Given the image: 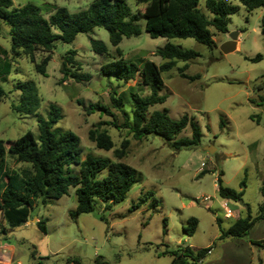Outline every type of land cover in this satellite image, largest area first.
<instances>
[{"label":"rangeland","instance_id":"rangeland-1","mask_svg":"<svg viewBox=\"0 0 264 264\" xmlns=\"http://www.w3.org/2000/svg\"><path fill=\"white\" fill-rule=\"evenodd\" d=\"M91 1L11 0L13 7L25 3L39 6L45 17L53 7L75 12ZM126 2L136 15L140 33L122 37L116 46L119 52L110 45L107 32L95 27L91 32L76 34L69 43L55 40L48 53L45 76L34 70L28 58L13 59L9 74L0 80L5 91L0 101V140L15 139L25 131L37 135L36 117L46 119L48 105L53 103L60 108L61 118L51 129L75 133L81 159L89 155L117 161L112 150L126 139L125 155L119 161L135 170L136 182L125 198L109 209L104 208L106 203L95 201L91 212L72 215L76 199L69 188L59 198L42 201L37 197L28 210L27 221L19 226L9 228L0 211V231L6 229L0 232V264H169L173 255L186 247L208 248L199 260L201 264H264V250L251 243L264 242L263 219L256 218L241 237L219 238L235 218L260 214V188L264 186V46L259 29L262 8L247 10L232 0L237 10L227 17V31L210 27L213 44L207 46L191 38H151L140 16L144 5ZM198 7L207 13L203 0H199ZM8 30L0 18V47L6 51L10 48ZM230 32L237 33L235 50L221 53L219 47ZM91 39L102 41L107 54L92 52ZM167 41L198 53L186 61L183 71L199 76L193 81L181 78L177 68L184 62L177 60L174 67L160 73L165 100L149 111L166 109L172 119L185 114L194 120L200 136L192 147L174 149L153 134L134 139L124 126L125 117L129 122L131 118L129 93L144 96L148 89L139 73L125 83L99 73L101 64L118 57L138 67L143 60L158 65L163 60L155 50ZM70 49L75 50L73 59L78 63L70 69L78 67L76 72L88 75L87 79L62 78L60 61ZM46 54L36 50L34 60ZM256 54H261V59L252 61ZM26 80L34 83L39 99L34 114L12 109L18 100L14 85ZM111 95L120 98V108L112 105ZM94 103L109 112L95 109L88 113V105ZM93 127L107 132L112 149L97 148L87 138L88 129ZM189 134L190 126L186 125L179 136ZM206 146L214 147V152L208 153ZM28 165L16 162L8 153L4 155V168L8 170L19 172ZM219 171L223 185L242 191L240 201L217 195L215 179ZM105 173L102 171L100 176ZM147 192L151 194L145 203L130 211V205ZM224 208L231 210L232 217L224 218ZM191 217L196 226L188 236L182 227ZM37 219L44 222L45 231L36 225Z\"/></svg>","mask_w":264,"mask_h":264},{"label":"trees","instance_id":"trees-1","mask_svg":"<svg viewBox=\"0 0 264 264\" xmlns=\"http://www.w3.org/2000/svg\"><path fill=\"white\" fill-rule=\"evenodd\" d=\"M232 0H203L207 13L198 7L199 0H133L136 6L144 5V30L151 38H191L198 43L210 46L213 44L210 27L220 32H226L227 17L237 10V5ZM247 10L262 8L259 29L264 46V0H236ZM0 18L9 27L10 48L6 51L0 47V80H4L10 72L13 59L20 56L26 57L34 65V70L45 76V66L50 59L53 42L60 40L65 43L72 42L78 33L91 32L93 28H103L108 35L111 46L117 49L122 37L137 36L140 28L136 22V15L132 13L126 0H92L84 9L69 12L65 7H53V10L45 17L39 6L25 3L13 7L11 0H0ZM92 52L98 55L107 54L106 45L96 39L90 40ZM41 50L47 54L34 60V52ZM163 61L156 65L151 60H143L138 67L132 62L118 57L99 66V73L105 76H113L125 83L134 79L136 73L141 76V83L148 89V94L141 96L137 93H129L131 102L130 122L125 117L124 126L128 127L134 139H140L145 135L153 134L160 137L165 143L174 149L194 146L200 136V131L194 120H190L185 114L178 119H172L166 109L152 110L154 104L162 103L166 96L161 94L163 81L160 77L162 71H167L175 66V62H184L178 67L181 78L193 81L198 74H186V61L194 59L198 53L192 49H182L169 41L161 48L155 50ZM75 50H67L60 61V73L62 78L70 77L73 80L87 79L88 75L71 70L77 66L73 59ZM261 54H256L252 61L260 60ZM69 66V67H67ZM264 77V75H263ZM18 91V100L12 105V109L23 114H34L38 107L39 99L32 81H17L14 85ZM5 91L0 84V101ZM264 99V97H263ZM112 105L120 108L119 97L110 96ZM88 113L95 109L109 112L105 106L98 103L88 105ZM126 116V113L122 111ZM61 118L60 108L50 103L47 108V117H36L37 135L25 131L19 137L12 140H0V211L3 218L9 224V228L19 226L27 221L28 210L37 197L44 199L59 198L66 194L69 188L73 189L76 199L75 209L72 215L89 213L94 209L95 201H102L104 208L122 201L126 193L136 182L135 170L119 161L125 155L127 140L121 141L118 148L112 150V155L117 161L108 158L92 157L86 155L81 159V148L78 136L70 130H52V124ZM115 125V124H114ZM186 125L190 126L188 136H179ZM87 138L95 147L109 150L113 148V142L104 129L98 127L89 128ZM8 153L16 162L28 163L19 172L14 169L4 168V155ZM76 168V169H75ZM105 175L100 176L102 171ZM204 170H201L202 173ZM219 175L215 179L217 195L224 200L240 201L242 191H236L223 185ZM260 193L262 201L259 205L260 214L251 218L247 213L244 217H237L222 231L223 236L241 237L252 226L256 218L264 220V186ZM147 192L130 205L129 210L137 209L145 203ZM218 221V218L215 219ZM36 225L45 231L44 222L36 220ZM196 226L194 218H188L186 225L182 227L185 235H190ZM1 228L0 232H5ZM252 244L264 250V242L255 240ZM208 248L201 247L191 249L186 247L178 250L169 264H201L200 258Z\"/></svg>","mask_w":264,"mask_h":264},{"label":"water","instance_id":"water-1","mask_svg":"<svg viewBox=\"0 0 264 264\" xmlns=\"http://www.w3.org/2000/svg\"><path fill=\"white\" fill-rule=\"evenodd\" d=\"M236 35H237L236 32L227 33L228 39L225 42H223L220 45V47H219L221 53H228V52H231V51L235 50V47H236ZM205 150L208 153L212 154L214 152L215 148L212 147V146H206Z\"/></svg>","mask_w":264,"mask_h":264},{"label":"built area","instance_id":"built-area-1","mask_svg":"<svg viewBox=\"0 0 264 264\" xmlns=\"http://www.w3.org/2000/svg\"><path fill=\"white\" fill-rule=\"evenodd\" d=\"M223 216H224V218L232 217V212H231V210H229V209H227V208H224V210H223Z\"/></svg>","mask_w":264,"mask_h":264},{"label":"crops","instance_id":"crops-1","mask_svg":"<svg viewBox=\"0 0 264 264\" xmlns=\"http://www.w3.org/2000/svg\"><path fill=\"white\" fill-rule=\"evenodd\" d=\"M236 43H237V41H236Z\"/></svg>","mask_w":264,"mask_h":264}]
</instances>
